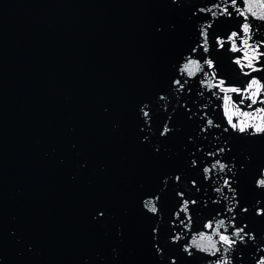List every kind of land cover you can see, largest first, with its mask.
<instances>
[{
	"label": "water",
	"instance_id": "95a60500",
	"mask_svg": "<svg viewBox=\"0 0 264 264\" xmlns=\"http://www.w3.org/2000/svg\"><path fill=\"white\" fill-rule=\"evenodd\" d=\"M211 2L0 0V264H169L170 258L205 264L203 254L180 250L187 238L169 242L174 231L185 235L172 214L181 202L177 192L197 201L190 205L189 238L207 231L205 222L217 212L230 216L223 198L212 203L222 175L235 181L236 227L247 224L245 232L257 239L255 246L238 245L241 258L233 259L254 264L250 253L264 246V214L256 215L257 207L264 209V190L255 187L264 168V134L223 132L224 93L201 109L206 99L197 95L198 80L183 92L172 87L182 57L199 43L197 24L209 19L197 9ZM240 20L233 13L214 22L208 55L225 87L239 85L243 92L252 77L264 84V72L242 77L230 59L247 63L244 53L228 54L230 43L218 51L214 43L216 35L227 40L230 30H239ZM256 27L254 38L264 39V25ZM196 55L204 59L201 49ZM229 95L238 105L243 98ZM260 99L264 90L256 105H240L250 115L234 116L233 123L264 124L256 112L264 108ZM144 104L147 123L139 111ZM205 114L220 128L201 132ZM165 123L171 131L161 136ZM221 147L223 154L205 156ZM215 159L235 165L236 174L204 181L201 170ZM157 195L159 217L142 207L144 198ZM180 219L187 223L183 213Z\"/></svg>",
	"mask_w": 264,
	"mask_h": 264
},
{
	"label": "clouds",
	"instance_id": "9594fccd",
	"mask_svg": "<svg viewBox=\"0 0 264 264\" xmlns=\"http://www.w3.org/2000/svg\"><path fill=\"white\" fill-rule=\"evenodd\" d=\"M179 0H172V3H178ZM186 2L191 3V0H186ZM243 6H240L238 0H214V2L207 3L205 7H199L197 12L200 14H205L209 19L199 22L197 24L196 30L199 32V43L193 46L190 54H185L178 67L176 68L178 77L172 81V87L175 93L183 92L185 86L189 84L190 81L198 80L199 91L197 95L199 97L205 98L206 103L200 105L201 109H205L209 104H213L212 97L217 100L221 99L219 93H224L222 97L224 101L223 116L227 117V125L231 126V129L226 125L223 128L224 133H228L231 130L232 133L237 135H244L247 137H259L264 134V124H249L245 121L242 124L233 123V117H248L250 114L248 112H242L240 105L244 103L245 100H250L251 103L247 105L251 108L253 105L258 103V97L262 95V90H264V84L257 77H252L250 83H247L244 91H241L239 85H234L230 87H225L226 79L218 78V69L216 67V62L208 55L211 50L212 37L210 30L214 26V22L220 18L230 19L233 18V13H235V18L243 17V20L238 25L239 30L232 29L227 33V40H225L222 35H216L214 38V43L216 49L223 50L225 48V43H230V49H227V53H235L237 51H242L244 53V59L247 63H242L240 59H236L234 62L230 59V63L233 64L236 69L238 66V72L242 77L251 76V73H262L264 72V65H261L260 58L264 57V52L260 49L264 48V39H255L258 34H260V29L256 25H264V0H242ZM232 11H229V9ZM196 13H193L195 15ZM230 33V34H229ZM242 33V35H241ZM237 40L241 42V47H237ZM202 50L204 54V59L198 58L197 51ZM257 65H260L259 67ZM248 69V71H245ZM220 77V76H219ZM181 78H183V83H181ZM213 89H218L213 91ZM210 93V97H206L205 94ZM230 93L240 94L243 98L240 100L239 105L232 101ZM158 100L166 101L167 97L164 95H159ZM260 104H264V99L259 100ZM149 105L144 104L140 107L139 111L141 117L148 122L150 118V112L146 110ZM214 108V107H213ZM215 110V108H214ZM257 114L264 115V108H257ZM220 114V113H219ZM221 116V115H220ZM204 119L205 124L201 127L200 131L205 132L210 129H219L220 124L215 123L214 119L205 114L201 117ZM223 120V117H222ZM253 129V130H249ZM171 129L165 123L160 135L164 136L169 133ZM146 139V138H145ZM225 149L223 147L219 148L216 152H207L205 156L209 155L215 156L218 154H223ZM191 166H196V161L191 162ZM235 165H230L223 162L221 159H215L202 168V174L204 181H209L213 175L224 174L226 172L232 173L234 176L236 173L233 171ZM222 183H218L217 180L212 179V183L218 186L213 187L212 191L216 194L217 199L213 200V204H219L220 198L224 201V211L227 214H231L227 217H221L219 212L216 213L211 219L207 220L204 224L205 230H199L197 232L191 233L189 238L188 233L191 232V225L193 223V217L190 214V205H196V200H188L184 198L183 192H177V196L180 198L179 207L175 212H173V221L178 220L179 226L182 227V232H173L169 237V242L172 244H177L187 238V243L181 244L180 250L186 254L188 257H192L194 254H203V256L208 257L205 264H235L233 259V254L236 255V259L241 258V254L236 252L238 245L246 246L251 243L253 246L257 244V239L254 233L245 232L247 224H243L240 227L235 225V209L239 205V201L236 199L237 190L231 185L235 181H231L227 176H221ZM175 181L180 180V176L174 177ZM167 182V178L163 181ZM195 187V181L191 182ZM255 187L259 190H264V168L260 169V174L255 180ZM227 189V193L231 194V197L227 195L224 190ZM199 191V189H197ZM159 196L148 197L142 200V207L148 214L160 216L159 206H158ZM260 201H257L259 204ZM241 213H247L248 208H241ZM180 213H183L185 220L180 219ZM264 214V209L259 207L256 208V215L261 216ZM99 216H103V213H98ZM220 217V218H217ZM95 219V217H94ZM231 228V232H229ZM187 229V231H186ZM222 230V231H221ZM156 232V229H153ZM119 234V233H118ZM247 238V239H246ZM264 238V237H262ZM157 255H160L162 250L156 247ZM264 252V246L257 247L254 254L250 253V258L254 261V264H264V256H260L259 253ZM257 256L259 258H257ZM212 258V259H209ZM169 264H176L174 258H170Z\"/></svg>",
	"mask_w": 264,
	"mask_h": 264
},
{
	"label": "snow or ice",
	"instance_id": "6c2138e0",
	"mask_svg": "<svg viewBox=\"0 0 264 264\" xmlns=\"http://www.w3.org/2000/svg\"><path fill=\"white\" fill-rule=\"evenodd\" d=\"M181 220H183V219H181Z\"/></svg>",
	"mask_w": 264,
	"mask_h": 264
}]
</instances>
